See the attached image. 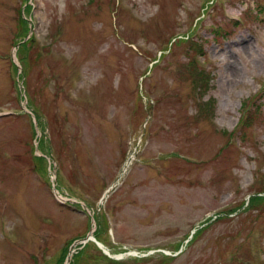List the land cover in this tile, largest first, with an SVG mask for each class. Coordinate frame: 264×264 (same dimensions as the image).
<instances>
[{"label": "rangeland", "instance_id": "obj_1", "mask_svg": "<svg viewBox=\"0 0 264 264\" xmlns=\"http://www.w3.org/2000/svg\"><path fill=\"white\" fill-rule=\"evenodd\" d=\"M0 264H264V0H0Z\"/></svg>", "mask_w": 264, "mask_h": 264}, {"label": "water", "instance_id": "obj_2", "mask_svg": "<svg viewBox=\"0 0 264 264\" xmlns=\"http://www.w3.org/2000/svg\"><path fill=\"white\" fill-rule=\"evenodd\" d=\"M84 241H93V242H95V245L97 246V248L100 249L104 255L110 257L109 254H108V251L105 250L104 247L101 244H99L98 242H96L93 239V237L91 236V233L84 239Z\"/></svg>", "mask_w": 264, "mask_h": 264}, {"label": "trees", "instance_id": "obj_3", "mask_svg": "<svg viewBox=\"0 0 264 264\" xmlns=\"http://www.w3.org/2000/svg\"><path fill=\"white\" fill-rule=\"evenodd\" d=\"M244 116H245V114L243 115V118H244ZM253 199H254V198H253ZM253 199H252V200H253ZM258 199H259V198H255L254 201H257ZM254 201H253V202H254ZM217 219H218V218H216L215 220H217ZM104 229H106V227H105ZM82 249H83V248H82ZM82 249L79 251V253L82 251ZM97 252H101V251H97Z\"/></svg>", "mask_w": 264, "mask_h": 264}, {"label": "bare ground", "instance_id": "obj_4", "mask_svg": "<svg viewBox=\"0 0 264 264\" xmlns=\"http://www.w3.org/2000/svg\"><path fill=\"white\" fill-rule=\"evenodd\" d=\"M127 166H128V163L124 166V169L127 168Z\"/></svg>", "mask_w": 264, "mask_h": 264}]
</instances>
